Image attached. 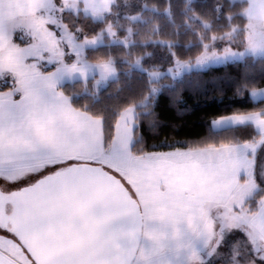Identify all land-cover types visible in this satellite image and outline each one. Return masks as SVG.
<instances>
[{
    "label": "trees",
    "instance_id": "obj_1",
    "mask_svg": "<svg viewBox=\"0 0 264 264\" xmlns=\"http://www.w3.org/2000/svg\"><path fill=\"white\" fill-rule=\"evenodd\" d=\"M247 8V1L233 0H115L103 20L83 11H66L63 21L80 41L97 37L109 23H114L118 37L126 38L128 32L119 28V23L133 15L139 19L130 21L133 34L128 47L107 42L86 50L90 62L113 60L115 78L99 91L94 79L66 83L61 91L76 110L102 121L106 148L114 141L120 115L135 107L131 152L136 156L255 141L260 134L253 126L216 131L212 122L230 115L264 112V100L256 102L250 94L264 87V56H247L191 71L177 80L164 76L159 82L160 93L141 105L154 85L146 70L169 69L176 60L194 61L213 40L220 47L227 44L226 39L234 30L236 35L230 45L243 50ZM138 57L145 70L133 66ZM9 88L5 85L0 91ZM263 197L261 188L247 201L250 212L257 209ZM235 236H243L242 230L227 233L225 243Z\"/></svg>",
    "mask_w": 264,
    "mask_h": 264
},
{
    "label": "crops",
    "instance_id": "obj_2",
    "mask_svg": "<svg viewBox=\"0 0 264 264\" xmlns=\"http://www.w3.org/2000/svg\"><path fill=\"white\" fill-rule=\"evenodd\" d=\"M66 1L68 0H0V61L9 44H17L18 21L27 17V21L35 23L40 18L44 19L47 11L53 9L55 4L52 6V3L62 6L61 2ZM79 1L89 10L97 11L102 7L103 0ZM258 1L256 16L261 21L264 20V0ZM114 2L115 0H108V6H104V9L110 11ZM56 11H59V7ZM113 65L110 66V76H113L111 79L116 77ZM64 66L60 64L53 68L60 73L63 70L58 69L67 68ZM43 71L24 76L29 80L23 92L24 97L19 93L9 98L1 97L13 90L12 87L0 91V164L9 161L31 162L43 157L58 156L61 160L66 159L67 164L84 162L78 159V155L83 154L85 146H93L94 149L95 145L97 148L104 145L102 121L76 110L61 92V87L66 83L88 79L96 82L97 74L65 82H37L38 79L45 78ZM250 94L256 102L264 100V87L254 89ZM54 95L60 100L56 116L62 128L53 127L43 133L44 125L47 124L45 117L49 112L39 104L49 102ZM135 119V107L124 111L118 119L114 140L119 128L121 131L124 127L128 131L129 140L133 142ZM247 125L254 127L260 134L259 139L199 148H210L206 158L201 160L189 161L180 157L179 155L185 156L181 154L183 150L131 155L133 158L124 157L125 159L118 158L117 153L118 156L109 167L121 175L140 201L144 214L141 247L147 254L179 250L188 242H193L198 238L206 214L214 206L231 208L233 212H237V193L241 184L245 183L246 176L255 169V155L259 151V142L264 137V112L230 115L212 122V128L216 131ZM94 129L98 132L96 137ZM46 133L51 138L53 134L56 137L51 139ZM249 215V232L264 240V197L257 209ZM5 251L13 253L14 250L6 247L0 239V264H30L23 257L19 256L17 259ZM16 253L14 252L18 256Z\"/></svg>",
    "mask_w": 264,
    "mask_h": 264
},
{
    "label": "rangeland",
    "instance_id": "obj_3",
    "mask_svg": "<svg viewBox=\"0 0 264 264\" xmlns=\"http://www.w3.org/2000/svg\"><path fill=\"white\" fill-rule=\"evenodd\" d=\"M233 1L248 2V8L245 12V16L248 19L246 47L243 50H236L231 47L230 42L233 40L231 38L236 35L237 31L234 30L226 39V41H229L227 44L220 47L218 42L213 40L212 43L205 45L204 52L194 61L176 60L175 65L169 69L146 70L154 85L149 97L141 105L148 104L151 96L155 97L160 93L161 85L159 82L164 76H170L172 79L177 80L185 73L191 71L205 70L212 66L242 60L247 56H264V20H261L263 21L261 22L256 16L259 1ZM107 3L108 0H103L102 7L97 11H93L86 8L84 3L79 0L61 2L62 6H58L54 2L52 6L54 4L55 6L52 7L53 9L47 11L44 19L40 18L34 23L30 20L27 21L26 17L18 21L17 44L13 45L15 44L13 42L11 45L10 43L4 53V57L0 61V88L9 85L13 90L1 97L9 98V96H13L15 93H19L24 97L23 92L27 86L26 82L29 81L24 76L41 70H44L45 78L38 79L37 82H65L87 77L95 73L97 74L96 88L99 91L100 88L104 87L109 79L113 77L110 76V70H112L110 66L114 62L113 60L90 62L86 59V50L104 45L107 42L122 44L128 47L132 43L131 37L133 34L130 21L137 20L139 17L134 15L129 16V20L119 23V28L126 29L128 32L126 38L118 37V31L114 23H109L97 37L85 38L80 41L78 40L77 33L71 31L64 23L63 14L66 11H75L77 13L84 10L83 12L91 15L94 19L103 20L107 13L110 12L104 9ZM57 6L59 7V11H56ZM60 64L68 66H64L67 68L58 69L63 70V72L59 73L54 68ZM133 66L137 69L145 70L142 66L141 57L135 60ZM59 101L54 95L49 102L39 104L43 109H48L49 112V115L45 117V119L47 118V124L44 125L45 129L43 133L46 132L45 130L52 129L53 127L56 129L62 128V125L59 126L60 123L57 121L59 118L56 116L58 115L56 111L59 107ZM50 122L55 123V125H51ZM93 132L96 137L98 132L95 129ZM127 134L128 131L124 127H122L121 131L119 128L114 144L108 148L104 147V145L101 148H97V145H95L94 149L93 146H85L83 154L78 155V159L84 162L102 164L106 170L122 179L121 175L109 167V165L118 156L117 153L119 154L118 158L123 157V159H125L124 157L135 156L132 152L130 153L132 141L129 140V134ZM55 137L53 134L52 138H50L54 139ZM40 141L42 140L40 139ZM53 142L52 140L51 143ZM114 150L116 153H114ZM208 150L210 148L183 150L181 154L185 156H179L189 159V161L201 160L206 158ZM255 158L256 166L254 171L246 176L245 183L241 184L237 193V203L239 206L236 213L231 208L214 206L206 214L204 223L200 227L198 238L193 242H188L179 250L155 255L147 254L141 247L133 264H264V240L249 232L251 224L248 219L251 208L246 205V207L244 206L248 199H251L255 193L264 188V137L259 142V151L255 155ZM61 159L58 156L53 158L43 157L31 162H3L0 164V185L5 190H12L27 185L40 176L66 165L67 160ZM123 181L128 185L125 180ZM234 229L242 230L243 236H235L231 242L225 243L226 234ZM0 239L6 244V247L14 250L12 251L13 253L5 251L8 255H13L17 259L21 256L26 262L34 264L13 237L0 230ZM145 242L146 240L143 241V243ZM14 252H17L18 256Z\"/></svg>",
    "mask_w": 264,
    "mask_h": 264
},
{
    "label": "water",
    "instance_id": "obj_4",
    "mask_svg": "<svg viewBox=\"0 0 264 264\" xmlns=\"http://www.w3.org/2000/svg\"><path fill=\"white\" fill-rule=\"evenodd\" d=\"M0 230L34 264H133L144 214L120 177L72 162L16 189L0 185Z\"/></svg>",
    "mask_w": 264,
    "mask_h": 264
}]
</instances>
